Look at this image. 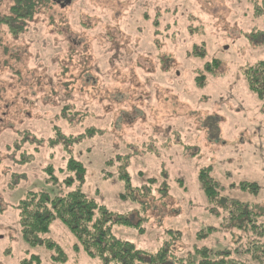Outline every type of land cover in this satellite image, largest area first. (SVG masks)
Instances as JSON below:
<instances>
[{
    "label": "rangeland",
    "instance_id": "obj_1",
    "mask_svg": "<svg viewBox=\"0 0 264 264\" xmlns=\"http://www.w3.org/2000/svg\"><path fill=\"white\" fill-rule=\"evenodd\" d=\"M8 2L0 0V15ZM255 8L264 9L261 0L51 5L54 26L16 42L19 61L12 53L0 62V97L11 104L0 119V264H60L45 245L31 247L20 235L14 206L30 191L51 198L83 191L130 220L113 227L117 238L149 253L164 239L173 242L175 264L202 246L224 248L217 233L198 239L222 228V217L208 213L200 169L211 167L226 195L264 215V101L242 77L243 66L264 60V36L258 46L246 38L264 30V10L255 17ZM192 51L203 61L188 58ZM214 60L217 73L198 88L201 65ZM14 88L19 102L9 101ZM65 104L71 112L61 116ZM90 128L96 132L88 135ZM58 134L81 138L68 144ZM70 158L86 169L83 178L68 168ZM240 182L256 183L259 193L230 188ZM49 238L64 264H101L75 250L76 238L60 221L34 240Z\"/></svg>",
    "mask_w": 264,
    "mask_h": 264
},
{
    "label": "trees",
    "instance_id": "obj_2",
    "mask_svg": "<svg viewBox=\"0 0 264 264\" xmlns=\"http://www.w3.org/2000/svg\"><path fill=\"white\" fill-rule=\"evenodd\" d=\"M67 1L9 0L6 11L0 15V62L3 58L5 66L6 62L11 60L12 53L19 61L15 43L26 38L29 33L35 34L40 26H54L52 17H47L46 12L49 11L52 4L60 8L68 6ZM261 2L264 5V0ZM260 9H254L255 17H260L263 14L262 10L264 9ZM262 27L264 28V17L262 18ZM261 36H264V30L257 28L246 38L258 46L260 41L257 39L262 38ZM11 40L12 44H8L7 42ZM158 41L156 40V42ZM188 58L199 63L203 61L204 54L198 55L193 52ZM215 61L213 63L204 62L205 65H201L202 70L198 72L199 75L195 80L198 88L205 86L208 76L217 73L220 64ZM242 77L249 91L257 99L264 101V60L243 66ZM9 91L8 96L13 95L11 99L8 98L9 101L17 100L19 102L21 97L16 96L17 89ZM1 102L2 98L0 97V105ZM4 102L0 107V119L7 115L8 108L11 106V104H6V99ZM70 112L71 105L65 104L60 110V115L67 116ZM78 113L74 112L70 117H74ZM54 129L57 130V128ZM95 132L93 128L87 131L88 135ZM58 135L59 139H65L68 144L75 143L81 138V135H70L67 138H64L62 134ZM25 140H28V137L22 135V141ZM42 140L40 138L38 141ZM15 145V143L11 144V146ZM11 146H6V156H9L14 150ZM20 162L23 163L24 160ZM68 168L77 169L81 178L85 175L86 169L82 163L73 158L69 159ZM198 184L206 201L208 213L222 217L221 229L208 228L207 232L198 233V239L206 237V233L209 235L217 233L221 235L220 241L223 242L224 248L214 253L204 246L196 248L188 253L185 264H264V215L257 213L251 205L226 195V187L211 173V167L199 170ZM235 187L244 191L250 190L254 195L259 193V186L256 183L240 182L238 186H230L232 189ZM14 208L17 210L19 232L25 243L31 247L45 245L54 253L51 259L56 263L64 264L66 261L60 246L50 238L40 243H36L34 240L35 236L48 233L54 221H60L76 238L75 250L81 249L91 259H99L101 264L176 263V259L171 255L174 254L172 252L173 242L164 239L156 253H149L114 236L113 227L116 225L131 226L130 220L126 215L112 213L79 189L53 198L43 191H30L18 200ZM174 238L176 239V236ZM32 259L39 262V258L36 256H33ZM22 264L26 263L23 261Z\"/></svg>",
    "mask_w": 264,
    "mask_h": 264
},
{
    "label": "water",
    "instance_id": "obj_3",
    "mask_svg": "<svg viewBox=\"0 0 264 264\" xmlns=\"http://www.w3.org/2000/svg\"><path fill=\"white\" fill-rule=\"evenodd\" d=\"M71 0H68L67 3H70Z\"/></svg>",
    "mask_w": 264,
    "mask_h": 264
}]
</instances>
